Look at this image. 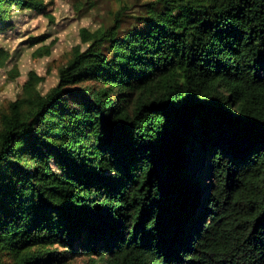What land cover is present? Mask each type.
<instances>
[{
    "label": "trees",
    "instance_id": "trees-1",
    "mask_svg": "<svg viewBox=\"0 0 264 264\" xmlns=\"http://www.w3.org/2000/svg\"><path fill=\"white\" fill-rule=\"evenodd\" d=\"M126 8L0 112V264H264V0Z\"/></svg>",
    "mask_w": 264,
    "mask_h": 264
},
{
    "label": "rangeland",
    "instance_id": "rangeland-1",
    "mask_svg": "<svg viewBox=\"0 0 264 264\" xmlns=\"http://www.w3.org/2000/svg\"><path fill=\"white\" fill-rule=\"evenodd\" d=\"M156 0H44L41 12L15 6L9 23H0V49L9 54L0 64V112L23 96L31 73L44 80L38 85L47 94L59 84L60 69L76 48L87 49L82 31L93 33L114 24L116 14L127 6L123 29L136 25ZM74 264H91L88 256Z\"/></svg>",
    "mask_w": 264,
    "mask_h": 264
}]
</instances>
